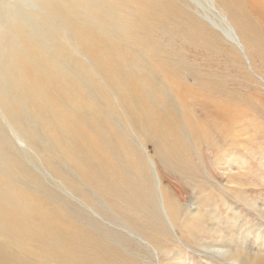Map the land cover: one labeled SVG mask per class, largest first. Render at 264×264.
Wrapping results in <instances>:
<instances>
[{
    "label": "bare ground",
    "instance_id": "6f19581e",
    "mask_svg": "<svg viewBox=\"0 0 264 264\" xmlns=\"http://www.w3.org/2000/svg\"><path fill=\"white\" fill-rule=\"evenodd\" d=\"M205 1L217 24L196 16L186 0H0V234L27 236L21 198L30 189L70 207L66 223L55 216L50 227L30 231L52 242L55 264H155L149 254L157 260L163 251L170 260L164 264H190L158 239L164 224L174 232L164 198L175 201L162 189L145 140L169 168L197 175L200 143L216 132L227 139L238 120L219 99L218 69L204 57L198 64L189 46L197 54L195 46L221 48L238 63L241 53L252 70L255 58L264 60V0ZM11 130L59 189H48L17 152ZM149 164L157 218H149L147 186L138 177L148 179ZM103 215L130 227L140 250L118 246L113 220ZM212 227L213 241L199 246L208 264H264V240L254 249ZM0 264L31 263L13 258L2 242Z\"/></svg>",
    "mask_w": 264,
    "mask_h": 264
},
{
    "label": "rangeland",
    "instance_id": "374dc122",
    "mask_svg": "<svg viewBox=\"0 0 264 264\" xmlns=\"http://www.w3.org/2000/svg\"><path fill=\"white\" fill-rule=\"evenodd\" d=\"M216 7L224 13L219 5H216ZM186 8H192L195 15L203 18V20L217 24L216 18L211 14L209 5L205 0H186ZM216 27L213 26V28ZM160 36L163 40L167 39L165 33H160ZM175 42L176 40L173 41V47L177 48L178 44H175ZM226 44L228 45H224L226 47L232 45L229 42ZM189 47L192 51L189 54L191 56L192 53L194 54V59L198 64H204V57L218 69L217 79L220 83L223 82V85L220 84L223 95L221 92L219 99L229 106L230 119L238 120V122L231 121L232 131L227 139L221 138L223 135L216 132L211 134L213 137L210 136L208 141L204 140L202 144L200 143L196 155L198 158L195 160L197 166H194L197 168V175H187V173L181 175L179 171L169 168L165 164L162 153L158 154L154 144L150 141L145 140V147L150 158L154 161L153 167H155L160 177L163 191L168 192L173 198L171 200H174L175 204L177 203L179 206V209H177L173 201V204H170L164 198L166 208L170 209L172 213L169 214L174 223V232L167 224H164L167 233L159 236L158 239L164 240V245L168 247L169 251H179L181 255L190 258V264H208L206 258L202 256L204 251H201L199 246L202 243L206 245L213 241L212 226H218V229L221 228L222 234L226 236L244 240L246 243L251 244L249 247L254 249L258 247V239L259 242L264 240V60L263 57L262 60L258 58L254 60L249 55L254 60V63L252 62L254 69L252 70L246 64L241 53L239 54L242 63H238L230 61L221 48L213 50L206 49L204 46H195L199 53L197 54L193 52L192 44ZM189 81L193 82L191 79ZM217 91H219V88H217ZM244 107L246 109L242 113L241 109ZM10 134L14 137L15 144L21 143L16 145V148H19L17 152H21L27 164L41 174L40 176L47 183L48 189H59L58 181L49 175L43 167H37L36 165L39 164L33 162L22 137L12 130ZM224 140L227 143L230 142L227 146L228 150H222ZM190 142L193 143L192 140ZM29 159L31 162L28 161ZM229 162H231L230 167L232 170L226 167ZM148 167L146 168L148 179L144 181L143 177H138L145 183V187L147 186L148 191L147 193L145 191V193L147 198L150 199V201L148 199L149 208L152 209L149 218L150 216L154 218L156 215L158 216V213H155L158 211L155 208L158 203V194L150 164ZM224 170L227 173H224ZM225 186L228 192H226L227 190L223 191ZM5 187L2 189L8 191ZM136 189V187L133 188L135 193L139 194L141 191L144 194V189H140L138 192L135 191ZM62 193L68 198L66 190H62ZM223 196L227 201H223ZM21 200L26 207L23 214L25 218L24 227L29 226V232L27 231V236H24L21 240H13V236L0 234V243L8 242L13 258L24 256V259L31 264H55L53 257H50L52 255V242L48 240L40 242V238L30 231L50 227L55 216L61 219V221L56 222L62 224L64 221L66 223L67 213L70 212L69 205L52 199L46 192H35L30 189L25 190ZM1 203L9 206V203L3 200H1ZM75 203L81 206L79 202L75 201ZM102 212L104 213L103 210ZM158 212L161 215L160 208ZM103 216L108 219L107 221L113 220L109 228L117 234L118 239L121 241L118 246L130 248L128 245L137 246L138 244L137 249L140 250L139 241L129 234V231L133 232L130 227L123 225L117 218L112 219L110 216ZM6 237L11 240L7 241ZM177 237L181 239V242L178 241ZM152 238L154 237L149 234L151 244L158 245L156 239L154 238L153 241ZM193 239H198L199 242L192 243ZM227 239L225 238V241ZM12 242H14V245ZM154 253L157 257V252ZM158 255L159 258L157 257L156 260L149 254V260L155 262V264H164L170 261L164 251L162 255ZM210 260L214 261L211 258Z\"/></svg>",
    "mask_w": 264,
    "mask_h": 264
}]
</instances>
